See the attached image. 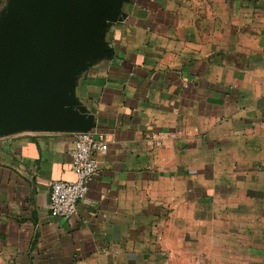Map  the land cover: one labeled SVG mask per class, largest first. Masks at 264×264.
<instances>
[{
    "label": "crops",
    "instance_id": "obj_1",
    "mask_svg": "<svg viewBox=\"0 0 264 264\" xmlns=\"http://www.w3.org/2000/svg\"><path fill=\"white\" fill-rule=\"evenodd\" d=\"M91 40L64 97L99 172L53 216L77 130L0 132V264H264V0H113Z\"/></svg>",
    "mask_w": 264,
    "mask_h": 264
},
{
    "label": "water",
    "instance_id": "obj_2",
    "mask_svg": "<svg viewBox=\"0 0 264 264\" xmlns=\"http://www.w3.org/2000/svg\"><path fill=\"white\" fill-rule=\"evenodd\" d=\"M113 0H22L0 27V132L87 131L66 102L70 67L93 54L91 36Z\"/></svg>",
    "mask_w": 264,
    "mask_h": 264
},
{
    "label": "built area",
    "instance_id": "obj_3",
    "mask_svg": "<svg viewBox=\"0 0 264 264\" xmlns=\"http://www.w3.org/2000/svg\"><path fill=\"white\" fill-rule=\"evenodd\" d=\"M106 151L103 138L89 131L76 133L72 150L73 180L50 183L49 211L53 216L72 219L79 214V204L87 196L89 183L99 172L98 155Z\"/></svg>",
    "mask_w": 264,
    "mask_h": 264
}]
</instances>
